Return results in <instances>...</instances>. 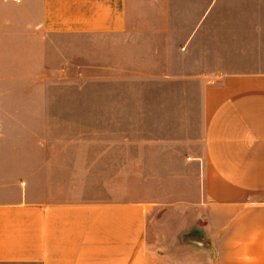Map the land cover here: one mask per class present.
<instances>
[{
	"label": "crops",
	"instance_id": "0c3cea01",
	"mask_svg": "<svg viewBox=\"0 0 264 264\" xmlns=\"http://www.w3.org/2000/svg\"><path fill=\"white\" fill-rule=\"evenodd\" d=\"M124 75L148 85L136 127L167 113L184 136L130 141L121 115L45 123L109 134L0 155L22 161L0 170V264H264V0H0V99ZM15 110L0 102V127H29ZM127 159L184 161L190 194L128 197Z\"/></svg>",
	"mask_w": 264,
	"mask_h": 264
},
{
	"label": "rangeland",
	"instance_id": "374dc122",
	"mask_svg": "<svg viewBox=\"0 0 264 264\" xmlns=\"http://www.w3.org/2000/svg\"><path fill=\"white\" fill-rule=\"evenodd\" d=\"M124 76H128V78L122 81H108L106 83L98 79L79 81L80 85L78 86L73 84L72 81L74 80L54 76L53 79L48 80V84L31 85L24 90V94L19 91L15 93L14 97L2 96L0 99L1 103L8 104L10 108L16 109L12 113L14 119H25L29 127H0V155L11 151H22L23 148L24 151L35 155V152L38 151V139L56 133L66 136L92 135L95 137L109 134V129L103 128H55L43 126L45 123H51L50 121L54 120L102 121L104 119H118L119 115H121L122 119L127 120V127L122 130L127 137H130V141H134V138L138 139L152 135L165 136L168 131H171L170 129H174V134L170 133L172 136H178L179 138L184 136V129L166 127L167 113H158L159 115H157V118L163 120L160 122L162 126L136 127L137 113L134 112L133 108L136 101L138 102V98L135 92L137 88H142V86L145 88L148 85L144 81L134 80L131 77L133 75ZM104 93H107V96ZM105 103L111 106L112 110L110 112L103 111ZM119 103L126 108L122 113L113 110ZM173 114L175 119H177V113ZM143 116H145V113H143ZM134 147H136V143L129 145L128 150H134ZM23 162L31 172L33 169H37L39 163L37 159ZM121 162L126 169L128 197H135L138 193L143 196H150L152 191H161L159 188L162 187L166 190L167 186L171 188V195L173 196L178 194L189 195L195 182L193 178L194 167L185 164L184 161H138L127 159ZM11 163H14L16 167L22 166V161L0 159V170L7 169L11 166ZM152 172L154 173L153 175ZM159 194L166 195L167 193L162 191Z\"/></svg>",
	"mask_w": 264,
	"mask_h": 264
}]
</instances>
